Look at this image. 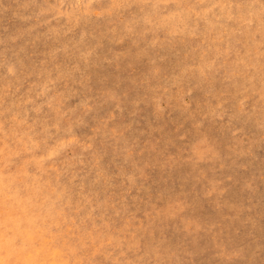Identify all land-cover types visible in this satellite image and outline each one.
Returning <instances> with one entry per match:
<instances>
[{"label": "rangeland", "instance_id": "obj_1", "mask_svg": "<svg viewBox=\"0 0 264 264\" xmlns=\"http://www.w3.org/2000/svg\"><path fill=\"white\" fill-rule=\"evenodd\" d=\"M0 264H264V0H0Z\"/></svg>", "mask_w": 264, "mask_h": 264}]
</instances>
